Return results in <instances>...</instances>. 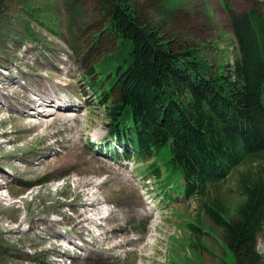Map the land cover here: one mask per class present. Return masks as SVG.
Returning a JSON list of instances; mask_svg holds the SVG:
<instances>
[{
	"label": "rangeland",
	"instance_id": "374dc122",
	"mask_svg": "<svg viewBox=\"0 0 264 264\" xmlns=\"http://www.w3.org/2000/svg\"><path fill=\"white\" fill-rule=\"evenodd\" d=\"M132 1L146 23L159 26V33L173 40L176 51L206 45L201 53L210 66L233 65L237 43L222 0ZM226 3L235 14L254 7L264 18V0ZM4 5L0 76L16 77L24 88L19 96L25 92L29 100L35 98L36 80L57 81L61 101H39L33 119L18 121L7 110L0 112V134L12 132L10 138H17L6 145L7 135L0 137V264H223L221 259L234 264L224 255L220 229L200 212L194 197L183 199L177 173L169 181L171 190L160 189L153 176L143 177L149 163L114 154L105 110L84 82L92 65L117 50V38L105 29L96 0H4ZM259 35L264 43V30ZM4 85L6 93L14 87ZM46 105L59 116H43ZM71 113L75 119L63 118ZM259 168L258 161L247 163L228 176L221 196L230 209L239 177ZM165 195L173 200L163 199ZM84 209L95 226L103 223L102 232L69 219ZM197 221L203 231L190 236L185 224ZM121 239L127 244L112 249V241ZM97 247L104 252H95ZM257 250L264 264V230Z\"/></svg>",
	"mask_w": 264,
	"mask_h": 264
},
{
	"label": "trees",
	"instance_id": "16d2710c",
	"mask_svg": "<svg viewBox=\"0 0 264 264\" xmlns=\"http://www.w3.org/2000/svg\"><path fill=\"white\" fill-rule=\"evenodd\" d=\"M96 2L106 18L105 29L117 38V50L92 65L84 82L105 110L108 140L122 150L113 145L114 154L149 163L143 177L153 176L160 189L171 190L169 181L177 173L183 180V199L194 197L200 212L220 229L224 255L231 256L234 264H260L257 241L264 230V43L259 32L264 30V18L254 7L246 14H235L222 0L238 56L232 66L216 68L202 56L206 45L176 51L173 40L159 33V26L146 23L132 0ZM4 9V0H0V12ZM26 31L32 32L30 28ZM66 71L70 72L68 68ZM1 75L0 90H7L4 83L14 87L0 100V112L7 110L18 121L23 116L30 118L37 97L45 103L61 101L57 81L36 80L35 98L29 100L25 92L19 96L24 88L16 77ZM95 75L97 80H93ZM10 133L0 134L7 135L6 145L17 141ZM256 161L258 170L239 177L236 202L230 209L221 196L226 179L238 166ZM3 172L0 168V178ZM163 198L173 199L170 195ZM0 199L4 198L0 195ZM85 214L86 209L74 211L69 219L94 226ZM80 217L83 219L78 220ZM51 224L56 226L57 222ZM200 224H185L190 236L203 231ZM98 227L102 232L103 223ZM51 234L62 239L55 229ZM96 240L101 243L103 236ZM125 244L122 239L112 241L111 248L120 249ZM94 251L104 252L100 247ZM195 264L203 263L198 260Z\"/></svg>",
	"mask_w": 264,
	"mask_h": 264
},
{
	"label": "bare ground",
	"instance_id": "6f19581e",
	"mask_svg": "<svg viewBox=\"0 0 264 264\" xmlns=\"http://www.w3.org/2000/svg\"><path fill=\"white\" fill-rule=\"evenodd\" d=\"M7 97V94H6V90L5 89H1L0 90V100H2V99H5ZM39 102V100H37L36 101V103H38ZM45 103V102H44ZM47 103H52V102H47ZM36 106V105H35ZM46 107H47V109H42V114H43V116H55V115H57V116H59L58 115V112H57V110H56V108L55 109H52V108H49V107H51V105H46ZM44 111V112H43ZM35 112H36V107L34 108V110H33V112H32V114H31V116H30V119H33L34 118V115H35ZM75 117V115H74V113H71L70 115H66V116H63V118L65 119V120H73V119H75L74 118ZM33 121V120H32ZM36 126V125H35ZM37 128V127H36ZM76 180V179H75ZM100 180V179H99ZM59 183V182H58ZM75 183V182H74ZM72 184V183H71ZM55 188V187H54ZM91 191V190H90ZM95 193V192H94ZM94 193H92V195H94ZM105 205V204H104ZM89 212H91V211H89ZM87 214H89L88 213V211H87ZM89 216V219H90V221H91V216H90V214L88 215ZM93 223V222H92ZM98 224H101L100 222H98ZM94 226H95V224H94ZM95 227H98V225H96ZM94 227V228H95ZM94 228L92 229V231L94 230ZM97 234H99V233H97ZM149 244V243H148Z\"/></svg>",
	"mask_w": 264,
	"mask_h": 264
}]
</instances>
